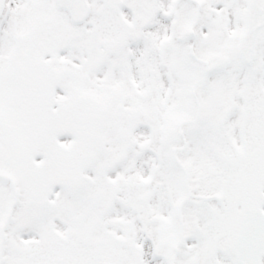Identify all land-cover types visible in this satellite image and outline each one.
Wrapping results in <instances>:
<instances>
[{"label": "snow or ice", "instance_id": "obj_1", "mask_svg": "<svg viewBox=\"0 0 264 264\" xmlns=\"http://www.w3.org/2000/svg\"><path fill=\"white\" fill-rule=\"evenodd\" d=\"M0 264H264V0H0Z\"/></svg>", "mask_w": 264, "mask_h": 264}]
</instances>
